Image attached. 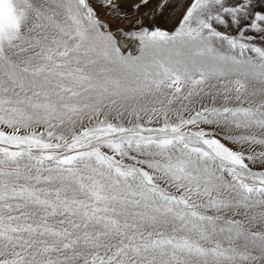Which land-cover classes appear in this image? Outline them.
<instances>
[{
  "label": "snow or ice",
  "instance_id": "1",
  "mask_svg": "<svg viewBox=\"0 0 264 264\" xmlns=\"http://www.w3.org/2000/svg\"><path fill=\"white\" fill-rule=\"evenodd\" d=\"M0 264H264V0H0Z\"/></svg>",
  "mask_w": 264,
  "mask_h": 264
}]
</instances>
